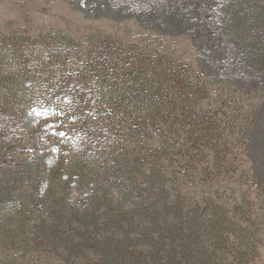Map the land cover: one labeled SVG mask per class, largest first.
<instances>
[{"label": "rangeland", "instance_id": "374dc122", "mask_svg": "<svg viewBox=\"0 0 264 264\" xmlns=\"http://www.w3.org/2000/svg\"><path fill=\"white\" fill-rule=\"evenodd\" d=\"M237 5L0 0V264H264Z\"/></svg>", "mask_w": 264, "mask_h": 264}, {"label": "trees", "instance_id": "16d2710c", "mask_svg": "<svg viewBox=\"0 0 264 264\" xmlns=\"http://www.w3.org/2000/svg\"><path fill=\"white\" fill-rule=\"evenodd\" d=\"M245 7L247 8L245 9ZM232 10L235 11L234 17L240 18L243 25L236 26L238 23H231L229 30L231 29L232 33H236V35L247 36V43L243 47L246 57L249 62H252L251 66L264 68V0H254V3H250L249 0H241V5H237ZM239 28L242 29L241 32H237ZM234 77L237 76L234 75ZM262 116H264V104L253 113L254 123L256 117L263 118ZM262 121L263 119H259L250 133L247 151L250 152L254 178L261 185L264 193V127L259 126Z\"/></svg>", "mask_w": 264, "mask_h": 264}, {"label": "snow or ice", "instance_id": "6c2138e0", "mask_svg": "<svg viewBox=\"0 0 264 264\" xmlns=\"http://www.w3.org/2000/svg\"><path fill=\"white\" fill-rule=\"evenodd\" d=\"M55 134V133H54Z\"/></svg>", "mask_w": 264, "mask_h": 264}]
</instances>
